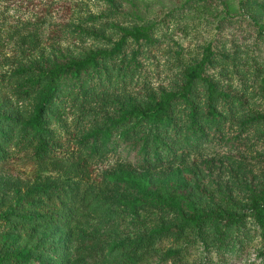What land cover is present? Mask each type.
<instances>
[{"label": "rangeland", "instance_id": "374dc122", "mask_svg": "<svg viewBox=\"0 0 264 264\" xmlns=\"http://www.w3.org/2000/svg\"><path fill=\"white\" fill-rule=\"evenodd\" d=\"M256 1L0 0V106L23 124L34 117L41 100L25 94L23 86L34 83L25 70L59 68L104 54L111 55L114 70L123 56L127 63L139 62L141 71L133 77L139 85L91 99L75 115L56 122L55 130L80 138L105 128L121 104H146L162 89L177 93L184 72L194 65H203L221 89L242 98L234 109L225 104V121L212 130L215 136L200 140L176 164L146 172L125 149L107 156L101 151L95 159L99 184L68 179L32 152L7 159L12 150L3 149L0 242L28 240L35 231L48 245L62 248L68 264H174L175 252L182 264H241L234 258L220 260L210 230L187 226L180 239L157 235L162 228L184 224L178 212L140 206L141 194L128 193L109 178L140 174L164 185H186L199 204L226 208V198H232L238 213L250 212L253 198H264V15L253 9ZM53 214L68 223L46 225L45 217ZM6 215L15 222V216L26 215L30 225L18 232L7 229ZM124 244L136 246L117 257L114 249ZM262 246L257 240L243 263L257 260Z\"/></svg>", "mask_w": 264, "mask_h": 264}, {"label": "trees", "instance_id": "16d2710c", "mask_svg": "<svg viewBox=\"0 0 264 264\" xmlns=\"http://www.w3.org/2000/svg\"><path fill=\"white\" fill-rule=\"evenodd\" d=\"M253 9L264 15V1L257 0ZM149 43L154 46L157 42ZM110 63L111 55L104 54L102 59H75L59 68L45 65L25 70V75L34 82L23 86L25 94L36 95L41 100L34 117L25 124L16 113H9L0 106V159L5 156L2 150L6 148L13 152L7 159L32 152L52 171L68 179L99 184L95 159L101 151L107 156L115 149H125L137 158L139 168L146 172L176 164L190 155L200 140L208 141L215 136L212 130L219 129L225 121L222 110L225 104L232 105V109L242 104V98L231 94L230 89L228 92L221 89L203 65H194L184 72L182 88L177 93L162 89L151 95L146 104H121L118 115L110 118L105 128L94 129L80 138L62 128L55 130L56 122L75 115L91 99L117 96L125 88L139 85L133 79L134 74L141 71L139 62L127 63L123 56L118 70ZM70 94L74 96L65 100L64 96ZM109 180L128 193L134 194L135 190L141 194L136 200L140 206L172 207L178 212L184 224L162 228L157 235L168 234L180 239L187 226L198 232L210 230L220 260L234 258L241 264L259 240L263 246L257 260L245 264H264V198H253L251 211L238 213L232 198H226V208L199 204L193 189L186 185L174 182L164 185L140 174L128 173ZM55 201L49 198L48 202ZM15 217L17 222L8 215L3 218L7 229L18 232L23 230L20 226L30 225V217ZM45 220L43 223L51 226L68 223L61 221L57 214L46 216ZM11 240L0 242V264H68L63 249L48 245L35 231L28 240ZM134 246L120 245L113 252L120 257ZM171 259L174 264H182L179 252ZM209 264H213L212 261Z\"/></svg>", "mask_w": 264, "mask_h": 264}]
</instances>
